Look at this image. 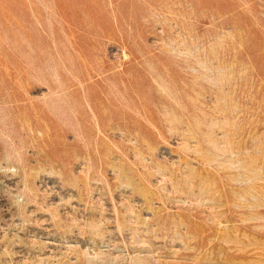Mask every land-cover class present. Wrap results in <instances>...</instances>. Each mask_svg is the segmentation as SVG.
Listing matches in <instances>:
<instances>
[{
  "label": "rangeland",
  "instance_id": "obj_1",
  "mask_svg": "<svg viewBox=\"0 0 264 264\" xmlns=\"http://www.w3.org/2000/svg\"><path fill=\"white\" fill-rule=\"evenodd\" d=\"M112 1L0 0V264H264V0Z\"/></svg>",
  "mask_w": 264,
  "mask_h": 264
},
{
  "label": "bare ground",
  "instance_id": "obj_2",
  "mask_svg": "<svg viewBox=\"0 0 264 264\" xmlns=\"http://www.w3.org/2000/svg\"><path fill=\"white\" fill-rule=\"evenodd\" d=\"M111 3H113V1L111 0ZM95 7V6H94ZM112 81L111 80H107V81H105V83H103V84H101V85H99V87H100V89H99V93L101 94V96L103 97L102 99H103V101L100 103V108H101V113L103 114V112L105 111L104 109H107V106L108 107H110L111 108V100L109 99V96H108V94L110 93V92H112V90L114 89V91L116 90V88L118 87V86H114L113 87V83H111ZM120 87V89H118L119 90V96L120 97H123L124 95H125V91H126V88H125V84H123V85H120L119 86ZM118 87V88H119ZM117 90V91H118ZM121 90V91H120ZM125 92V93H124ZM125 99H123V100H121V102H125L124 101ZM109 101V102H108ZM111 102V103H110ZM125 104V106L126 107H128V105H127V103H124ZM87 106H88V108H89V110L93 113V117H94V119H95V122L97 123V124H99V122L101 121V119H102V117H100V116H97V117H95V110H98V106H97V104L95 103V102H93V101H90V100H88L87 101ZM116 108H118V109H120L121 108V105L120 106H115ZM120 112H122V111H120ZM124 113V112H123ZM124 120V119H123ZM120 122H122V121H120ZM124 123H127V121L126 122H124Z\"/></svg>",
  "mask_w": 264,
  "mask_h": 264
}]
</instances>
